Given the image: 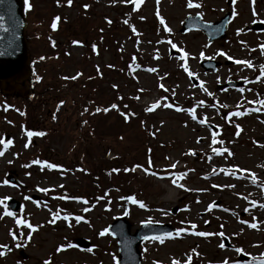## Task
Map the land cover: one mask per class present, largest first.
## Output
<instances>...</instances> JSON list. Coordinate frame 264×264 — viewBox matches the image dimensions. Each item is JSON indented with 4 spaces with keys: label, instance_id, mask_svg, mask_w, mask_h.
Here are the masks:
<instances>
[{
    "label": "rangeland",
    "instance_id": "374dc122",
    "mask_svg": "<svg viewBox=\"0 0 264 264\" xmlns=\"http://www.w3.org/2000/svg\"><path fill=\"white\" fill-rule=\"evenodd\" d=\"M260 1L264 16V0ZM193 3L202 6L190 9L187 0H143L136 10L130 0H72L70 5L68 0H28L25 4L26 34L38 63V81L33 91L26 83L0 93V139L5 141L0 144L4 153L0 156V246L11 245L9 251L0 247L4 253L0 264H117L116 239L108 232L99 233L125 213L133 231L150 221L170 222L177 231L185 230L163 243L152 239L143 243V264H172L173 260L188 264L189 256L190 264L224 260L259 264L264 260V207H260L264 204V110H253L261 108L256 101L264 99V77L257 80L264 57L246 29L254 19V6L250 0ZM233 10L237 15L232 16L223 40L210 44L201 31L180 32L188 13H200L207 21ZM238 29L242 30L239 35ZM221 51L226 55H218ZM185 52L188 55L181 60L178 54ZM207 58L221 61L216 71L201 66ZM235 60L251 61L254 67ZM185 66L194 73L192 77ZM149 68L157 71L149 72ZM86 77H93L88 84ZM228 80L244 84L218 87ZM99 84L108 89L106 94L97 89ZM80 91L91 96L77 98ZM121 98L127 100L132 118L125 120L121 115L125 113ZM156 102L161 106L146 111ZM96 103L109 111L96 114L92 111ZM177 107L194 109L197 119ZM234 112L247 114L229 116ZM202 118L205 124L199 123ZM48 130L50 136H27L28 131ZM214 132L223 143H212ZM213 148H227L232 155L216 154ZM35 160L59 167L48 169ZM149 160V171L156 175L143 170L149 168ZM137 165L141 167L131 171ZM222 168L229 174L221 172ZM177 174H183L177 181L183 187L172 183ZM8 175L18 184L9 183ZM119 184L128 188L122 192ZM129 196L143 201L146 208L121 199ZM6 197L21 203L13 216L5 214L10 211ZM210 204L214 206L208 210ZM56 214L61 218L52 223ZM76 216L82 217L80 222ZM251 223L257 227H249ZM194 231L214 235L200 237ZM220 232L224 235H215ZM79 237L87 239L88 248L77 246ZM224 237L230 239L231 247H219ZM237 248L249 256L248 261L237 260Z\"/></svg>",
    "mask_w": 264,
    "mask_h": 264
},
{
    "label": "water",
    "instance_id": "95a60500",
    "mask_svg": "<svg viewBox=\"0 0 264 264\" xmlns=\"http://www.w3.org/2000/svg\"><path fill=\"white\" fill-rule=\"evenodd\" d=\"M230 20L227 13L216 23H207L201 20V15H188L184 20L181 32L200 29L209 35V41L221 39L226 36ZM25 0H0V91H12L17 84H25L29 69V48L25 36L26 28ZM219 63L215 60H205L201 65L206 70L217 68ZM195 81V80H194ZM197 84V81H195ZM239 82L230 81L222 88L238 87ZM9 180L16 183L11 177ZM8 204L12 211H17L21 206L15 199H9ZM133 225L128 215L121 216L108 226V232L116 239L119 249V264H142L140 245L144 237L162 236L175 232V227L169 223L143 222L132 233ZM229 245L228 240H225ZM78 245L87 248L89 243L84 238L78 239ZM241 256L240 259H246Z\"/></svg>",
    "mask_w": 264,
    "mask_h": 264
},
{
    "label": "snow or ice",
    "instance_id": "6c2138e0",
    "mask_svg": "<svg viewBox=\"0 0 264 264\" xmlns=\"http://www.w3.org/2000/svg\"><path fill=\"white\" fill-rule=\"evenodd\" d=\"M71 2H72V0H68V4H69V5L71 4ZM121 2H126V0H121ZM130 2L136 6L133 10H136V9H138L139 6L143 3V0H130ZM232 2H233V4H235V3H236V0H232ZM25 4H26V5L28 4V0H25ZM250 4L254 5V4H255V0H250ZM186 6H187L188 8L191 9V8H200L202 5L199 4V3H193V0H187V4H186ZM86 7H87V5H85V8H86ZM232 15H233V17H235V16L237 15V13L235 12V10H233ZM252 15H253V17H254V19H253V23H258V24L264 23V21H258V20L255 19V17L257 16V13L255 12L254 7H253V9H252ZM157 16L159 17V13H157ZM142 19H143V18H142ZM57 20H59V17L55 18V20L53 21V23H52V25H51V27H52L53 29L56 28V21H57ZM159 22H160L161 25H164V30H165V31H167V32H169V33L171 32V29H169V28L166 26L165 21H164L163 18H160ZM108 23H111V21H108ZM125 23H127V21H125ZM132 31H133L134 34L139 35V33L136 32V29H135L134 27L132 28ZM241 31H242L241 29H238V30H237V35H239ZM167 42L171 45L172 48H177V45L173 44L170 40L167 41ZM74 43H76V42H74ZM241 43L243 44L244 42L241 41ZM261 50H262V54H264V45H261ZM93 51H95V46H93ZM181 51H182V50H181ZM187 55H188V53H186V52L183 53V55L180 57V59H181V60L185 59V57H187ZM218 55L224 56V55H226V54H225L224 52L221 51V52L218 53ZM201 56H203V52L201 53ZM42 59H43V58H42ZM133 59H135V58H133ZM228 59L231 60V59H233V58H232V57H228ZM234 63H236V64H243V65H245L247 68H253V67H254L253 64H252V62H251V61H248V60H235ZM184 70L188 73L189 77H192V76L194 75V73H192L191 71H189V69H188L186 66H185ZM97 71L99 72V69H98V68H97ZM147 71H149V72H156L157 69H155V68H149V69H147ZM77 75H79V74H77ZM261 77H264V65H261V66H260V72H259V76L257 77V80H259ZM76 78H77L76 76L71 77V79H76ZM65 79H67V77H66ZM159 86H160L161 88H163V85H162V84L159 85ZM201 87H203V84H202V83H201ZM164 90L167 91V89H164ZM204 91L207 92V89H204ZM243 91H244V89H241V92H243ZM209 95H211V93H209ZM61 103H62V102H61ZM198 103H199L200 106H203V105H204V102H203V101H200V102H198ZM249 103L251 104V103H254V102H253V101H249ZM256 103H259V104L261 105V108L253 109L254 111H261V110H264V99H260V100L256 101ZM160 106H161V105L159 104V102H156V103L152 104L150 107H148V108L146 109V111L151 112V111H153L155 108L160 107ZM163 106H164V107H168V108L173 107L172 104H164ZM110 107H111L112 109H117V105H116V104H112ZM125 107H126V106H125ZM224 107H226V105H225ZM176 110H177V111H187V112L191 115V118H192L193 120H196V119H197V116L195 115V110H194V109H181V108L177 107ZM85 111H86V110H85ZM100 111L107 112V111H109V109H108V108H105V109L96 108V112H100ZM21 114L23 115V113H21ZM245 114H247V113H246V112H234V113H230L229 116H242V115H245ZM121 115L125 118V120H127V119H128V116H129V115H132V114H131V113H128V114H126V113H121ZM199 123H200V124H205V123H206V118H202V119H200V120H199ZM236 128H237V131H236L235 135L238 136V135L240 134L241 129H240V126H239V125H237ZM43 135H45V133H43V132H32V131H28V132H27V136H28L29 138H31L32 136H43ZM216 135H217V133H215V132L212 134V136H213L212 143H213V144H216V143H223V141H217V140H216V138H215ZM198 142H199V141H198ZM6 143H7V145H10V144L12 143V141H11V140H8ZM0 144H5V141L2 140V139H0ZM27 146H28V145L26 144L25 147H27ZM212 151H213L214 153H216V154L227 153L228 156H231V155H232V153H231L227 148H224V149L213 148ZM3 154H4V153H3L2 151H0V156H2ZM194 154H195V153H193V155H194ZM209 159H211V157H209ZM33 163H35V164H42V167H46V168H48V169H54V168H58V167H59L58 165L51 164V163H47V162H41V161H39V160H35V161H33ZM27 166H28V165H25V167H27ZM136 167H141V166H140V165H137V166L133 167V168L131 169V171H135V170H136ZM171 167H172V168H175V167H176L175 163L172 164ZM150 168H151V161L149 160V168H146V169H143V170L145 171L146 174L156 175V173H154V172H150V171H149ZM237 170H239V169H237ZM112 171H114V172H118L119 169H113ZM124 171L127 172V171H129V169H124ZM220 171H221V172H224L226 175L229 174V172H228L227 170L223 169V168L220 169ZM213 174H216L215 169H213ZM232 174H234V173H232ZM160 178H163V177H160ZM182 178H183V174H177L176 177L172 180V183H173L175 186H177V187H183V185L177 183V181H178L179 179H182ZM5 183H7V182L5 181ZM61 187H63V186L61 185ZM212 187H218V186H217V185H213ZM228 187H232V186H231V185H228ZM188 190H189V189H185V191H188ZM40 191H45V192H47L48 189H40ZM105 195H107V193H106ZM59 198H60V199H69L70 197H67V196H61V197H59ZM5 199H7V197H6ZM24 199L27 200V199H30V197L25 196ZM72 199H77V198L72 197ZM121 199H127L129 202H131L132 204H136V205H138L140 208H146V205L144 204L143 201H139V200H137V199H136L135 197H133V196H129V197H126V198H125V197H122ZM83 202H84V203H87L86 200L83 201ZM0 203H3V201H0ZM213 206H214V205L210 204V205L208 206V210H211V208H212ZM260 207H264V204L260 205ZM88 210H89V209H87V208L84 209V211H88ZM225 211H227V209H225ZM245 211H247V209H245ZM5 214H6L7 216H13V213L10 212V211H6ZM125 214H127V213H125ZM60 218H61V217H60L58 214H56V215L53 216V219H52L51 222L54 223L56 219H60ZM63 219H64L65 221H68V220H69V216H68V215H65V216H63ZM81 219H82V217H80V216H76V217H75L76 222H80ZM85 222H87V221H85ZM17 223H18V224H19V223H23V221L18 220ZM205 223H207V221H205ZM241 223H245V221H241ZM69 226H71V225H69ZM29 227L31 228L32 226L29 225ZM249 227H251V228H256L257 225H256L255 223H251V224H249ZM191 228H192V229H195V228H196V225H195V224H192V225H191ZM33 231H35L34 228H33ZM107 231H108V230L105 229L104 231H101L99 234H100L101 236H103V235L106 234ZM183 231H185V230H184V229H180V230H178L177 233H176V236H179L180 233L183 232ZM192 234H193V235H196V236H200V237H208V236L214 235L213 233L203 232V231H194V232H192ZM165 235H167V236H171L172 234H170V233H166ZM215 235L223 236L224 233H223V232H220V233H216ZM29 238H30V236H29ZM13 239H14V240L16 239V236H15V235H13ZM144 239H146V240H147V239L159 240L161 243H163V238L160 237V236H153V237H151V238H149V237L146 236V237H144ZM20 246H21V245H19V244L17 245V247H20ZM224 246H225V245H224L223 243H221V244L219 245L220 248H224ZM0 247H7V246L4 245V246H0ZM62 247H63V246H62ZM67 247H75V245H68ZM57 250L60 251L61 249H57ZM88 251L91 252L92 249H88ZM193 251H195V250H193ZM235 251H236L237 253H242V252H243V250H242V249H239V248L235 249ZM2 255H4V253H3V252H0V256H2ZM262 255H264V254H262ZM190 262H191V256L188 257V264H190ZM44 264H49V262H48V261H45ZM172 264H179V261L173 260V261H172ZM221 264H228V261H227V260H224V261L221 262ZM259 264H264V260H261V261L259 262Z\"/></svg>",
    "mask_w": 264,
    "mask_h": 264
},
{
    "label": "flooded vegetation",
    "instance_id": "af4514ba",
    "mask_svg": "<svg viewBox=\"0 0 264 264\" xmlns=\"http://www.w3.org/2000/svg\"><path fill=\"white\" fill-rule=\"evenodd\" d=\"M261 2L262 1L258 2V0H255V4L253 5L255 12L257 13V16L255 17V19L258 21H264V16L262 15V11H261L263 9L260 6ZM226 12H224V15ZM222 17L223 16H221L219 19L217 18L214 20H207V21L217 22ZM246 29L249 30L253 34V36L256 38V42H257L256 45L258 47L257 49L259 50L260 54L264 57V54H262V50H261V45H264V23L258 24V23H253V21H252L249 26H246ZM2 249H3V251H9L11 249V245L4 247Z\"/></svg>",
    "mask_w": 264,
    "mask_h": 264
},
{
    "label": "trees",
    "instance_id": "16d2710c",
    "mask_svg": "<svg viewBox=\"0 0 264 264\" xmlns=\"http://www.w3.org/2000/svg\"><path fill=\"white\" fill-rule=\"evenodd\" d=\"M31 46V45H30ZM34 55L35 54H33V52L31 53V56H32V58H33V66H35V68H36V66L38 65V63H36V61H35V59H36V57H34ZM44 57H47L46 55L44 56ZM44 57H43V59L41 58L40 60L41 61H43V60H45L44 59ZM43 76V75H42ZM44 77V76H43ZM43 77H42V81H43ZM102 78L101 79H104V76L102 75L101 76ZM45 78V77H44ZM93 77H89V79H92ZM88 77H86V83L88 84ZM85 84V83H84ZM55 85H53V86H49L50 88H53ZM59 86L60 85H58V88H59ZM99 91H100V93H104V94H106L107 92H108V89L106 88V87H103L102 86V84H99V86H98V88H97ZM83 90H85V89H83ZM88 92H86V91H80V93L78 94V96H77V98L78 97H83V98H85L86 96V98H88L89 99V97L91 96V94H89ZM120 103H122L124 106H126V104H127V100L125 99V98H121V101H120ZM97 104V103H96ZM98 105V106H97ZM96 106H94L93 108L94 109H92V111L93 112H95L96 114H100L102 111H100V112H96V108H100V109H102V103L101 104H97ZM84 106H87V104L85 103L84 104ZM122 107V110H123V112H125V113H131L132 114V110L130 109V107H128V106H126V107ZM81 107H82V105H81ZM107 114V113H106ZM105 114V115H106ZM131 118L133 117L132 115H129ZM50 134H51V130H48L46 133H45V135H49L50 136ZM126 176H127V174H126ZM119 186H120V191H125L127 188H128V186L127 185H121V184H119ZM138 200V199H137Z\"/></svg>",
    "mask_w": 264,
    "mask_h": 264
}]
</instances>
